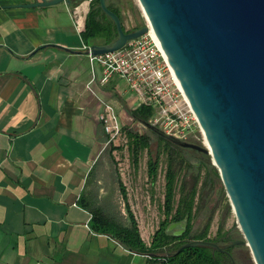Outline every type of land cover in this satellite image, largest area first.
<instances>
[{
  "label": "crops",
  "instance_id": "crops-1",
  "mask_svg": "<svg viewBox=\"0 0 264 264\" xmlns=\"http://www.w3.org/2000/svg\"><path fill=\"white\" fill-rule=\"evenodd\" d=\"M32 1L0 0V264H164L91 226L107 144L101 99L119 112L135 94L117 76L90 82L84 45L100 41L85 42L76 25L90 1Z\"/></svg>",
  "mask_w": 264,
  "mask_h": 264
},
{
  "label": "water",
  "instance_id": "water-1",
  "mask_svg": "<svg viewBox=\"0 0 264 264\" xmlns=\"http://www.w3.org/2000/svg\"><path fill=\"white\" fill-rule=\"evenodd\" d=\"M61 1L83 0H35L24 5ZM99 1L115 21L118 36L92 43L93 55L119 49L148 30L146 23L127 30L107 0ZM139 1L208 145L176 138L143 122L183 146L212 155L244 234L231 244L249 245L255 263L264 264V0ZM186 218L170 223L168 230L179 225L181 230L174 233H182ZM194 244L222 249L211 239H190L169 255Z\"/></svg>",
  "mask_w": 264,
  "mask_h": 264
},
{
  "label": "rangeland",
  "instance_id": "rangeland-1",
  "mask_svg": "<svg viewBox=\"0 0 264 264\" xmlns=\"http://www.w3.org/2000/svg\"><path fill=\"white\" fill-rule=\"evenodd\" d=\"M109 2L120 10L123 24L127 30H132L137 25L141 26L146 23L147 18L139 0H109ZM120 84L122 89L128 88L125 81H121ZM120 107L119 114L125 125L140 132H150L151 146L143 150L136 161L129 147L128 136L124 130L116 141L105 144L95 165L93 178H96L95 186L98 188L100 204L106 212L125 223L129 222L128 212H133L139 223L140 230L146 231V237L152 238L161 221L167 215L164 199L166 193V170L169 159L168 151L173 154L178 152L175 159L177 161L176 171L178 172V177L175 187L174 206L176 207L179 204L178 200L181 194H184L185 190L192 187L194 177L202 175L198 186L199 192L196 197V204L199 207L196 209L194 226L202 228L204 223L211 220L209 227L211 236H214L221 227V233H227L230 230L235 236L234 239H242L244 234L240 229L237 216L222 179L212 174L207 176V180H203L204 169L202 173L197 174L198 172L195 168L188 166L187 160L191 163H198L197 161H199L201 156L190 150H182V148H172L173 150H171V147L167 144L164 148V145L159 142L154 132L150 131V127L141 121L133 119L129 111V108L133 107L131 104H127L123 100ZM197 142L205 145L202 141ZM160 149L161 151H159ZM158 153H160V161L157 176L152 178L148 174V160L149 157ZM208 155L213 163L212 155L210 153ZM181 157L187 160H181ZM121 186L125 187L126 195L123 193L124 190ZM233 252L239 254V260L242 261H245L246 258L244 256L245 259L243 260L242 255L246 253L248 255L247 259L249 258L251 261L250 264H256L249 245H235ZM221 258L224 264H232L225 254Z\"/></svg>",
  "mask_w": 264,
  "mask_h": 264
},
{
  "label": "trees",
  "instance_id": "trees-1",
  "mask_svg": "<svg viewBox=\"0 0 264 264\" xmlns=\"http://www.w3.org/2000/svg\"><path fill=\"white\" fill-rule=\"evenodd\" d=\"M76 2L77 1H73L70 4L73 5ZM108 6L116 11L121 17L120 10L116 6H113L109 2ZM123 27L126 28L124 24ZM137 27H140V25L132 28V30ZM81 35L85 42H90L94 39H101L100 42H110L118 36V29L115 21L103 10L99 0L90 1L89 9L85 17L84 28L81 30ZM129 109L133 119L141 122L148 121L154 113V107L144 102L139 103L132 108L130 107ZM123 130L128 136L129 147L131 148L133 156L137 161L141 152L151 146L150 132H140L130 128L128 125H123ZM150 131L154 132L159 142L164 145V148L167 144L171 147V150H173L172 148H182V150H185L181 144L175 142L169 136L160 133L157 129L151 128ZM159 151H161V149ZM169 152L170 151H168L169 159L166 170V193L164 199V207L167 215L161 221L160 226L153 234L149 243L144 240L140 231L139 223L133 212L130 211V208V212H128L129 222L125 223L118 220V218L114 215L107 213L102 205H91V226L99 232L108 233L119 239L123 245L129 249L149 253L155 259H159L161 257L164 264H224L221 256L225 253L212 245L194 244L184 246L177 253L169 255V252L176 251L183 245V243L190 239H211L218 242L219 245L222 246L225 241H229L234 238V234L231 233L230 230H228L227 233H221V227L214 236H211L209 234L211 220L204 223L202 228H193L196 209L199 207V205L196 204V197L199 192L198 186L202 175L194 177L192 187L185 190L184 194H181L178 200V207L176 206V208L174 206L176 194L175 187L178 177V172L176 171L177 161L175 159L178 152L176 154ZM159 154L160 153L149 157L148 160V174L152 178L157 176L160 161ZM200 154L201 158L198 163H191L184 157H181V160H187L188 166L195 168L198 172L197 174L202 173V170L204 169L205 175L203 180H207V176L212 174L217 178H221L217 166L212 163L208 153L201 152ZM121 187L124 190L123 193L126 195L125 187ZM83 204L89 207L88 202H83ZM185 218L186 228L182 233L176 234L173 231L168 230L170 223L179 222ZM158 252L164 253L160 255Z\"/></svg>",
  "mask_w": 264,
  "mask_h": 264
},
{
  "label": "built area",
  "instance_id": "built-area-1",
  "mask_svg": "<svg viewBox=\"0 0 264 264\" xmlns=\"http://www.w3.org/2000/svg\"><path fill=\"white\" fill-rule=\"evenodd\" d=\"M148 30L130 39L119 49L93 55L91 45H84L92 63L90 82L107 84L113 76L120 77L135 94L129 104L146 103L154 107L149 122L176 138L195 139L205 143L206 137L199 118L186 95L167 54L151 25ZM77 28L83 29L84 22L76 19ZM101 66L97 74L96 65ZM103 107L99 118L107 133V143L117 140L125 125L116 105L101 99ZM144 123V122H143Z\"/></svg>",
  "mask_w": 264,
  "mask_h": 264
},
{
  "label": "flooded vegetation",
  "instance_id": "flooded-vegetation-1",
  "mask_svg": "<svg viewBox=\"0 0 264 264\" xmlns=\"http://www.w3.org/2000/svg\"><path fill=\"white\" fill-rule=\"evenodd\" d=\"M107 2H109V0H107ZM110 3V2H109ZM190 141H193V142H197L195 139H191ZM182 147L184 148V149H186V150H190V151H192V152H195V153H197V155H199V156H201V152H204V151H201V150H198V149H196V148H193V147H190V146H183L182 145ZM200 160V159H199ZM197 162H200V161H197ZM193 228L194 229H197V228H199V227H195L194 226V222H193ZM179 230H181V228H179V227H175V228H173L171 231H173V232H175V231H179ZM182 231H184V229H182ZM181 231V232H182ZM234 238H235V236H234ZM234 238L232 239V240H229V241H225L223 244H222V249H221V251H223L224 253H225V255L228 257V259L231 261V263L232 264H242L241 262H240V260H239V254H235L234 252H233V250H234V247H235V245H238V246H241L242 244H231V242L234 240ZM232 247V248H231ZM231 248V249H230Z\"/></svg>",
  "mask_w": 264,
  "mask_h": 264
},
{
  "label": "bare ground",
  "instance_id": "bare-ground-1",
  "mask_svg": "<svg viewBox=\"0 0 264 264\" xmlns=\"http://www.w3.org/2000/svg\"><path fill=\"white\" fill-rule=\"evenodd\" d=\"M143 9V8H142ZM144 11V10H143ZM145 13V12H144ZM146 15V14H145ZM81 21L83 22V20L81 19ZM205 144L208 145V141L207 139L205 140Z\"/></svg>",
  "mask_w": 264,
  "mask_h": 264
}]
</instances>
